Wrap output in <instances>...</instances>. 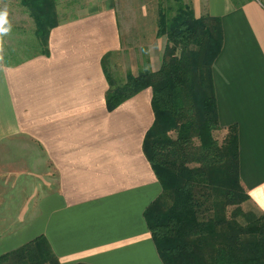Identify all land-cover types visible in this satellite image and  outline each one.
Masks as SVG:
<instances>
[{"label":"crops","instance_id":"obj_1","mask_svg":"<svg viewBox=\"0 0 264 264\" xmlns=\"http://www.w3.org/2000/svg\"><path fill=\"white\" fill-rule=\"evenodd\" d=\"M190 1L220 17L217 122L235 125L242 205L264 213V0ZM117 49L104 6L51 27L46 55L0 63V253L42 234L60 264H162L143 218L160 192L141 147L150 91L105 108Z\"/></svg>","mask_w":264,"mask_h":264},{"label":"trees","instance_id":"obj_2","mask_svg":"<svg viewBox=\"0 0 264 264\" xmlns=\"http://www.w3.org/2000/svg\"><path fill=\"white\" fill-rule=\"evenodd\" d=\"M34 24L38 51L47 54L57 0H17ZM171 11V12H170ZM155 37H164L156 69L116 84L104 67V103L111 110L141 89L150 91L152 121L142 152L160 186L143 210L162 264H264V213L243 208L234 124L217 122L211 65L220 50V17L194 15L189 2L157 5ZM221 131L218 140L215 133ZM0 264H60L42 234L0 253ZM70 264H89L73 262Z\"/></svg>","mask_w":264,"mask_h":264},{"label":"rangeland","instance_id":"obj_3","mask_svg":"<svg viewBox=\"0 0 264 264\" xmlns=\"http://www.w3.org/2000/svg\"><path fill=\"white\" fill-rule=\"evenodd\" d=\"M57 1L58 5L55 12L58 21L64 19L62 16L78 15L104 6L112 7L117 21L119 49L105 56L104 67L116 84L123 81L126 71L136 74L142 69L157 67L164 37L156 38L154 35L156 9L159 3L163 7L172 5L173 0ZM182 1L189 2L191 5L190 0ZM207 1L200 0L198 4L200 3L203 6ZM212 1L216 2L215 0ZM231 1L238 4L244 0ZM5 9L8 13L6 22L3 24L0 21V24H3V27L9 29V31L0 35V63L18 61L38 51L34 35V24L24 11L23 6L17 0H0V11ZM215 135L219 140L221 131L216 132ZM242 207L246 208L243 205ZM10 227L4 226L2 229Z\"/></svg>","mask_w":264,"mask_h":264},{"label":"clouds","instance_id":"obj_4","mask_svg":"<svg viewBox=\"0 0 264 264\" xmlns=\"http://www.w3.org/2000/svg\"><path fill=\"white\" fill-rule=\"evenodd\" d=\"M7 10H3V11H0V21L3 22V24L6 22V18H7ZM3 24H0V35H3V34H6L7 31H9V29H6L3 27Z\"/></svg>","mask_w":264,"mask_h":264}]
</instances>
